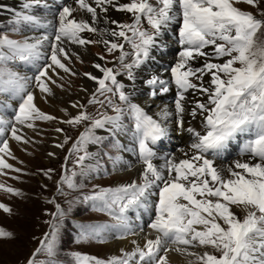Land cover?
Wrapping results in <instances>:
<instances>
[{
	"label": "snow or ice",
	"instance_id": "obj_1",
	"mask_svg": "<svg viewBox=\"0 0 264 264\" xmlns=\"http://www.w3.org/2000/svg\"><path fill=\"white\" fill-rule=\"evenodd\" d=\"M42 9L48 10L50 19L41 14ZM110 11L129 14L130 22L113 19ZM173 21L178 24L180 50L175 63L166 69L169 78L153 74L142 82L151 97L169 93L174 86V112L164 105L150 115L130 99L118 77L126 74L128 81L135 82L134 69L149 59L163 30ZM13 24L12 32L18 38L0 30V96L7 97L0 100V176L18 183L23 176L53 179V168L26 171L11 148L14 141L21 151L34 155L44 139L38 122L76 127L91 121L72 142L62 173L54 181L56 193L62 196L68 195L65 186L72 191L82 187L75 177L90 171L85 163L91 157L86 145L101 142L95 129L107 128L109 134L124 131L132 137L140 169L137 179L115 187L93 185L89 193L82 194L84 203H91L94 211L111 222L78 225L76 235L77 243L103 244L112 238L128 240L132 248H122L120 256L107 260L73 252L74 264H169L170 252L185 256L187 264H264V0H63L55 7L49 0H26ZM91 45L103 48L91 65L100 75L78 72L73 66V57L80 63L83 60L71 46L87 50ZM201 60V66L195 67ZM79 77L95 85L91 92L79 88L88 95L87 105L111 108L113 115L103 112L93 118L79 99L69 104L74 114L68 108L59 109L63 117L38 106L37 92L47 103L55 89L67 92L72 87L70 78ZM188 93L197 97L190 110L186 107ZM126 114L131 127L123 122ZM185 115L200 116V130L185 128ZM173 116L178 132L191 135L187 149H178L183 158L159 156L156 148L168 137L167 125ZM54 131L64 134L59 126ZM241 134L251 137L240 151L252 159L218 167L216 158ZM71 140L64 134L53 147L63 149ZM72 155H76L79 172L67 167ZM47 156L55 158L56 153L49 151ZM110 159L114 168L121 163L120 156ZM157 159L162 163H155ZM136 165L129 162L127 168ZM0 194L26 198L22 189L7 181L0 182ZM153 196L157 197L154 202ZM47 203L55 206V211H45L51 217L44 221L48 230L32 238L38 245L21 264H57L58 237L69 213L55 197ZM148 208H154V215L146 222L145 232L140 209ZM233 208L245 215L238 217ZM0 211L14 214L6 203H0ZM129 213H135V218ZM141 235L142 246L129 239ZM17 238L15 232L0 226V242ZM197 248L204 251H194ZM41 255L46 259H38Z\"/></svg>",
	"mask_w": 264,
	"mask_h": 264
},
{
	"label": "rangeland",
	"instance_id": "obj_2",
	"mask_svg": "<svg viewBox=\"0 0 264 264\" xmlns=\"http://www.w3.org/2000/svg\"><path fill=\"white\" fill-rule=\"evenodd\" d=\"M58 1L59 0H55L56 5H58L59 3ZM5 2H6L5 0H0V9L6 7V5L4 4ZM61 2L63 1L61 0ZM154 2L155 0H153V3ZM239 6L242 8L245 7L244 5H239ZM43 10L44 9L40 10V12ZM11 11L12 13L15 14L16 12L20 11V9L18 8L12 9ZM118 13H122V12H118ZM41 14H44V11L41 12ZM45 16L51 18V14L49 12H47ZM14 19L15 17H6L2 19L0 21V30H3L5 34H9L14 36L15 38H18V34L12 32V28L14 27L13 24ZM127 21L130 22V20ZM172 30L174 33L176 32L178 34V28H175V30L173 28ZM85 35L88 34L86 33ZM163 37H165V39L161 42H158V46L154 48L153 57L150 55L149 59L145 62L146 67L144 66L143 68L146 70H141L143 75L140 74L137 76L136 79H138V82L142 81V78L145 76L148 70H150L151 68L156 69V66L158 65L157 58H161L164 63H167L165 62L167 60L170 61L169 62L171 63L170 65L175 63L180 47H178V45H175L176 43L172 41L171 37L168 36L166 33L165 35H161L159 38H161L162 40ZM93 47H95L96 49ZM126 50L131 52L130 46H127ZM102 51L103 49L100 50L99 46L97 45L89 46L90 58L88 60H83V63H80L76 61L74 57L73 58V60H75L74 68H76L78 72L88 71L92 67L91 65L94 60L93 56L96 57V54L101 53ZM111 59H113V57L110 56L109 60ZM213 62H219V61H213ZM202 63L203 61L201 60L200 62H197L194 66L199 67V65ZM108 66L112 67L113 65L109 64ZM115 66L117 68L120 67L119 64H116ZM167 67H165L163 70L166 71ZM125 77L126 74H122L121 76L118 77V79L121 81ZM70 79L72 80V82L74 81L73 82L74 88L71 87V89L67 92L69 95L73 96L75 93L79 92L80 84L78 79L81 78L79 77L77 79L76 78H70ZM142 84L145 85L143 82ZM55 90L61 91L60 89H55ZM37 94L39 95L38 92ZM188 94H187V102H186V104L188 105H186V107L188 109L189 108L191 109L192 101L197 97H193L191 93H190L191 95L189 94L190 96ZM3 99H7V98L0 96V100ZM87 99L88 96L84 98L81 103L87 105ZM101 99H103V97H101ZM113 101L117 102L116 98H113ZM39 102L42 103V108L41 107L40 108L43 111L45 112L48 111L47 113H51L50 109L52 108L49 105V103H46L44 99L41 98L39 99V101H37L38 104ZM87 112L93 118H98L99 114L103 112H107V114L109 115L114 114L111 108L101 107V105L99 104L87 105ZM149 113L150 115H152L151 111H149ZM127 117L128 116L126 114L123 117V122L126 127H131V120L128 119ZM184 119L186 120V117ZM90 124L91 121H86L84 124H81L76 127H71L65 124L57 125L55 123L38 122V126L41 127L39 128L43 130L44 139H43V143L38 145V150L34 152V155L26 154L25 152L21 151V149L17 146V144L14 141L11 142V148L13 152L20 160L24 162L23 167L25 168L26 171L36 172L38 168H53L56 170V172L53 175V179L51 181L47 180L42 175H35V176H23L22 177L23 182L18 183L17 181L11 180L7 177L0 176V182L7 181V183L22 189L26 193L25 199L9 198L3 194H0V203L8 204L10 207H12L14 213L13 215L9 216L8 214H5L2 211H0V226L6 228L7 230H11L15 232L18 237L14 241L0 242V264H21V261L25 260V258L30 254V252L38 245V240H34L32 238L33 237L40 238L43 236V233L48 230V225L45 224L44 221L50 220L51 217L45 215V211L48 212L55 211V206L53 204L47 203V201L52 199L53 197H55L56 201L61 204V207L66 212L69 213L65 219L64 226L62 227L60 231V235L58 237V255L56 257L57 264H74V261L70 255L73 252H79L90 256H96L98 258L105 260H107L110 256L121 255L120 251L114 255L106 254L105 252L106 248L103 249V245H105L106 243L101 244L95 241H88L81 243L76 242V235L78 234V227H77L78 225L111 222L109 217L105 216L102 213L94 211L91 206V203H84L81 198L82 194L89 193L92 190L93 185H98L100 187H115L117 184L127 183L133 179H137L138 177L137 176L136 178L134 177L133 179H131L130 176H125L124 178L121 177L122 179V180L120 179L121 181L118 180L116 177L117 174H119L120 172L115 171V169L112 167L113 161L112 159H110V157L120 156V151L123 147V143H121L118 140L117 137L118 132L114 134H109V132H102L101 130L98 131V129H95V135L101 138V142L99 144L90 143L86 145V150L88 153L90 152L91 148H94L93 157L91 156L92 158L91 159L89 158L85 162L90 171L85 176L78 175L77 177H75L76 183L78 185H81L82 187H80L76 191H72L65 186L64 191L68 193L67 196L58 195L55 191L54 181L58 180L62 173L61 165L64 163L65 156L69 154L68 149L71 147L72 142H74L75 139L79 137L80 133L83 132L86 127L90 126ZM190 125L192 127H195L197 130H200L201 123L198 119V116L195 119H192L190 117ZM57 126L63 128L64 134L72 137V140L69 141V143L65 145L63 149L58 150V153L56 154V157L54 159H50L47 156V152H49L50 148L53 146L52 144H54L53 133H54V128ZM126 133H127V137L131 139L132 138L131 134L128 132ZM28 134L30 136L33 135L31 131H29ZM64 134H61V141L63 140ZM245 136H246L245 142L249 138H251L249 134H245ZM37 139L40 138L37 137ZM118 144L120 145L119 148H117ZM129 146H130V150H128V154L130 153L131 163L133 165H136L135 156L132 151L133 144L131 143ZM28 151L32 152L33 149L30 147ZM229 152L236 154V158L232 157L229 160L230 162L237 159H241L245 161L252 159L250 154L247 153L242 154L241 151L232 148H228V149L226 148V150L221 154L225 155L228 154ZM161 153H164L165 155L175 154L176 157L183 158L181 152L173 151L172 153L167 152L166 154V151H163V152H158V155L165 156L164 154ZM75 160H76V155H72L67 163V167L69 170L74 169L75 171L79 172L80 169L78 167H75L74 164ZM158 161L159 163H162L161 160ZM9 162L15 164L17 167L22 166L20 164H17L16 161H9ZM225 162H228L226 158H216V164L218 167H222V163ZM159 163L157 164L159 165ZM41 184H46L48 186L47 189L42 188ZM68 201H72V203L69 204ZM152 211H153L152 208L148 209V212H152ZM233 211L240 218H242L245 215V213L241 209L233 208ZM210 250L212 251V249ZM38 259H46V257L44 255H41L38 257Z\"/></svg>",
	"mask_w": 264,
	"mask_h": 264
},
{
	"label": "bare ground",
	"instance_id": "obj_3",
	"mask_svg": "<svg viewBox=\"0 0 264 264\" xmlns=\"http://www.w3.org/2000/svg\"><path fill=\"white\" fill-rule=\"evenodd\" d=\"M5 1L6 2L4 4L6 5V7L3 8V9H0V21L2 19L6 18V17H15V14L12 13L11 10L18 8V9H20V11H22V4L24 2H26L24 0H5ZM60 1L61 0H59L58 2H60ZM122 2H126V0H122ZM52 4H54V3H52ZM41 12H43V11H41ZM42 15L45 16V14H42ZM109 16H111L113 19L119 20L121 22H126L127 20H130L129 14H126V13H123V12L122 13H118L116 11H110L109 12ZM47 18L50 19V17H47ZM101 26H103V25H101ZM168 26H167V28H168ZM26 31H28V30H26ZM28 32L30 34V31H28ZM162 35H165V32L164 31L162 32ZM164 39H165V37H163L162 40H161V38H158V42H161ZM93 46H95V45H93ZM72 48L76 52H78L80 54L82 60H88L90 58L89 47L87 48V50L77 48L76 46H73ZM93 48H95V47H93ZM99 49L102 50L103 48L99 46ZM153 52H154V49L150 52V55L152 57H153ZM93 58L95 60V57L94 56H93ZM170 59H172V58H170ZM74 61L75 60H73V66L75 67ZM165 62H167V63H164L161 58H157L158 65L156 66V69L155 68H151V69L157 70V72H159L161 74V77H163V75L165 74V70H163V69L165 67H167V66H169V67L171 66L170 65L171 63H169L170 61L167 60ZM145 65H146V63H144L143 65H141L140 66L141 69L139 68L140 70L139 69H134V72L136 74V78L140 74L143 75V73H142L141 70H146V69L143 68ZM161 65H163V66H161ZM195 67H197V66H195ZM75 70H77V69L75 68ZM88 71H91V72H94L97 75H100L92 67ZM80 78L81 79H78L79 84H80L79 85V88L81 86H83V87L87 88L89 90V92H91L94 89V87H95L94 83L92 81L87 80L86 78H83V77H80ZM205 79L208 80V79H210V77H205ZM73 82H72V87L74 88V85H73L74 83ZM121 82L125 85V91L127 93L131 94L130 95V99L132 101L140 104L141 106L147 108L149 111H151V114H155L164 105H168L169 108L174 112V109H173V99L171 97L172 90L169 93H166V94H163V95H157L156 97H151L150 95L147 96L146 92L143 91L142 81L141 82H138V79H136L135 82H129L127 80V78L125 77V78H123L121 80ZM54 91H55V96L48 97V102L47 103H49V105L52 108V109H50V112L52 114H55V115L60 116V117H63V113H61L59 111L60 108H62V107L68 108L69 112H72L74 114L75 113V109H72L71 107H69L70 102L71 101H75L77 99H79L82 102V100L88 96L87 94H85V93H83L81 91L75 93L73 96L72 95H69L68 92H65V91H58V90H54ZM147 91L150 92V89H148ZM39 99H40V95L37 94V101H39ZM186 105H188V104H186ZM38 106L42 108V103L39 102ZM174 121H175V116H173L172 118H170V121L168 122V125L167 126L169 128V135H168V137L170 139L169 141L170 142L175 141V143H173L172 146L166 145L164 147V148H168L171 151V153L173 151L179 152L178 149L183 148V145L186 144L188 142V140H189V137H188L189 134L186 131L183 132V133H179L178 130L176 129V125H175ZM187 127H188V122H185V128H187ZM100 130L102 132H108L107 131V128H105V129H98V131H100ZM53 135H54V137H53L54 143H56L58 141H61V134L55 133V131H54ZM117 137H118V140L121 143H123V150H122L121 156H120L121 157V163L118 166H116L115 168H114V166L112 164V167L115 169V171L120 172L119 174H117L116 177H117L118 180H120L121 177L124 178L125 176H130L131 179H133L134 177L136 178L138 176V173H139V170H140L139 169V166L133 167L132 169L129 170L126 167L127 165L125 164L124 158H123V155H125L127 153V144H130L131 139L128 138L127 137V133H125L123 131L118 132ZM184 149H186V147H184ZM58 150H59V148H55V147L52 146L49 151L55 152L57 154L58 153ZM89 153L93 157V155H94V148H91ZM162 154H164V153H162ZM166 154H167V152H166ZM92 157H90V159ZM235 158H236V156H235ZM50 159H54V158H50ZM239 160H241V159H239ZM243 161H245V160H243ZM230 163H231L230 161L225 162V163H222V167H224V166H226V165H228ZM156 199L157 198H155V197H152L151 198V200L153 202ZM148 209L147 210L140 209V216L142 218V221L145 223V228H144L145 232L148 231V229L146 227V222L149 220L150 215H154V208H152V210H153L152 212H148ZM129 215H131V216H133V218H135V213H129ZM129 239H136L141 244V246L144 243V240H143V236L142 235L141 236H136V237H130ZM105 248H106V251H105L106 254H108V255H114V254L118 253L122 248L125 249V250L130 251L131 248H132V245L129 243L128 240H116V239L109 238L108 241L106 242V244L103 245V249H105ZM194 251H200V252H202V251H204V249L197 248V249H194ZM208 251H211V250L208 249ZM169 264H187V259L185 258V256H183V255H181L179 253L170 252L169 253Z\"/></svg>",
	"mask_w": 264,
	"mask_h": 264
}]
</instances>
